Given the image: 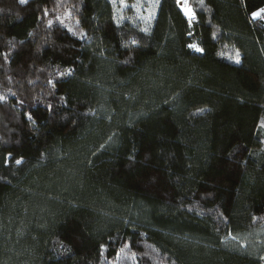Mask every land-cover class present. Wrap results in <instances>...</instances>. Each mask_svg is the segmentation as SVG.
I'll use <instances>...</instances> for the list:
<instances>
[{
  "label": "trees",
  "instance_id": "16d2710c",
  "mask_svg": "<svg viewBox=\"0 0 264 264\" xmlns=\"http://www.w3.org/2000/svg\"><path fill=\"white\" fill-rule=\"evenodd\" d=\"M187 5L0 0V264H264V0Z\"/></svg>",
  "mask_w": 264,
  "mask_h": 264
},
{
  "label": "rangeland",
  "instance_id": "374dc122",
  "mask_svg": "<svg viewBox=\"0 0 264 264\" xmlns=\"http://www.w3.org/2000/svg\"><path fill=\"white\" fill-rule=\"evenodd\" d=\"M113 6L115 19L117 22L128 21L142 30H148L155 17L158 0H109ZM183 7V12L189 10L188 15H193L192 9L188 7L187 0H179ZM178 4V2H177ZM69 12H63L68 15ZM187 15V16H188ZM124 262V258L120 261Z\"/></svg>",
  "mask_w": 264,
  "mask_h": 264
},
{
  "label": "snow or ice",
  "instance_id": "6c2138e0",
  "mask_svg": "<svg viewBox=\"0 0 264 264\" xmlns=\"http://www.w3.org/2000/svg\"><path fill=\"white\" fill-rule=\"evenodd\" d=\"M27 2V0H19V3L20 4H25ZM177 2L179 3V0H177ZM264 13V9H260L258 12H253L252 13V16L253 18H256V17H261V14ZM185 14L188 15L189 14V10H185ZM189 47H195V45H189ZM197 51H201V49L197 48L196 49ZM237 63H239V59L237 57V60H236ZM63 75V73H62ZM49 83H51V81H49ZM261 127L264 128V123L261 124ZM16 163L17 164H20L21 163V160H16ZM262 259H264V257H262Z\"/></svg>",
  "mask_w": 264,
  "mask_h": 264
},
{
  "label": "built area",
  "instance_id": "2783aa9c",
  "mask_svg": "<svg viewBox=\"0 0 264 264\" xmlns=\"http://www.w3.org/2000/svg\"><path fill=\"white\" fill-rule=\"evenodd\" d=\"M178 5V7L183 11V7H182V5L180 4V3H178L177 4ZM192 17H193V15H188V19L190 20V19H192Z\"/></svg>",
  "mask_w": 264,
  "mask_h": 264
}]
</instances>
